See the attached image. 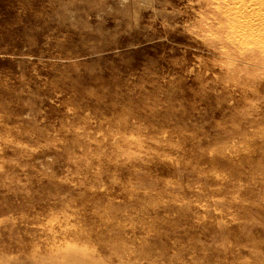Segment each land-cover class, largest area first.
Wrapping results in <instances>:
<instances>
[{
  "label": "clouds",
  "instance_id": "obj_1",
  "mask_svg": "<svg viewBox=\"0 0 264 264\" xmlns=\"http://www.w3.org/2000/svg\"><path fill=\"white\" fill-rule=\"evenodd\" d=\"M226 5L264 34V0H41L22 40L0 38V188L44 164L81 178L55 197L94 185L107 211L82 202L69 222L82 264H264V79L241 104L200 39ZM193 121L235 146L185 159L161 131ZM49 243L0 219V264H41Z\"/></svg>",
  "mask_w": 264,
  "mask_h": 264
},
{
  "label": "rangeland",
  "instance_id": "obj_2",
  "mask_svg": "<svg viewBox=\"0 0 264 264\" xmlns=\"http://www.w3.org/2000/svg\"><path fill=\"white\" fill-rule=\"evenodd\" d=\"M40 4L41 0H0V38L12 41L22 40L21 21H24V26L34 25L36 21L33 19V12L40 10ZM226 12L225 6L222 17H217L213 24H209L208 31L204 32L200 39L210 49H215L219 57L217 73H223L225 85H231V90L239 93L240 103L255 105L256 101L250 100L244 82L264 79V51L249 46L242 42L243 40L235 44L232 42V30L228 24ZM251 92L257 96L264 95L258 88L251 89ZM131 99L137 105L140 103L135 100V97ZM224 118L223 111L218 108L216 120L219 122ZM235 126L239 127V125ZM140 127L142 128L143 125ZM93 132L94 129H88V136L90 137ZM112 135L114 137L124 135L126 142H135L140 148L145 146L144 137L137 135V132L114 131ZM161 137L167 138L177 148H182L181 155L185 159H190L196 151L207 149L229 151V145L235 146L234 139L208 135L207 128L201 130V126L196 121H193L191 125L185 122L174 130L163 129ZM149 139L159 143L156 137H149ZM179 141L183 143H178ZM88 142L91 143L90 140ZM129 148H131V143H129ZM126 154L137 155L132 151ZM41 164H43L42 161L37 162L36 166L40 168ZM48 168L49 166L44 164L41 169L43 174H33L27 179L21 176L18 178L19 185L13 182L11 188H0V219H3L6 224L14 222V227L21 229L22 233L26 232L31 236L40 235L43 241L50 242V254L47 258H40L41 264H53V257L60 255L63 259L59 264H82L79 257L87 254L88 243L73 234L76 225L74 222H69L73 221L74 217L78 218L82 202L92 203L99 209L107 211L106 201L93 200L92 198L96 195L94 185L87 182H82L75 189L78 198L68 197L66 199L63 194L55 197L56 191L72 189V185H76L81 178L75 176L74 169L56 173L55 169L49 172ZM52 173H55V178ZM61 179L70 180L71 183L61 184ZM129 182H131V177H129ZM113 183H119V180L114 179ZM25 185L26 187H23ZM49 192L55 198H42L43 194ZM33 243L38 250L40 244L35 241Z\"/></svg>",
  "mask_w": 264,
  "mask_h": 264
},
{
  "label": "bare ground",
  "instance_id": "obj_3",
  "mask_svg": "<svg viewBox=\"0 0 264 264\" xmlns=\"http://www.w3.org/2000/svg\"><path fill=\"white\" fill-rule=\"evenodd\" d=\"M226 8H227L226 18H227V20L229 22L228 24L232 30L231 31V37L233 39L232 42L235 44V43H239L241 40H243L242 42H245L249 46H252L256 49L262 50V52H263L264 51V34H262L261 31L258 29H251L250 30L247 27H245L243 20L238 19L236 17V15L233 14L231 5L229 7H228V5H226ZM223 22H225V21H223ZM236 35H237V37H236Z\"/></svg>",
  "mask_w": 264,
  "mask_h": 264
}]
</instances>
